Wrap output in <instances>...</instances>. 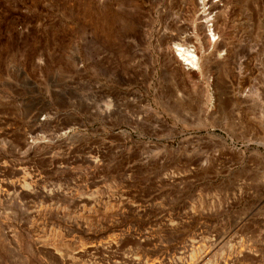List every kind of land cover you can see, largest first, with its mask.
<instances>
[{"label":"rangeland","instance_id":"374dc122","mask_svg":"<svg viewBox=\"0 0 264 264\" xmlns=\"http://www.w3.org/2000/svg\"><path fill=\"white\" fill-rule=\"evenodd\" d=\"M229 1L205 105L187 0H0V264H264V0Z\"/></svg>","mask_w":264,"mask_h":264},{"label":"bare ground","instance_id":"6f19581e","mask_svg":"<svg viewBox=\"0 0 264 264\" xmlns=\"http://www.w3.org/2000/svg\"><path fill=\"white\" fill-rule=\"evenodd\" d=\"M231 2L187 0L184 18L179 23L174 20L172 30L163 29L160 33L159 37L164 45L163 56L175 65L181 75L190 104H195L198 98L204 96L205 100L202 102L206 105V87L202 86L201 81L209 60L217 61L221 57L218 54L216 58H212L221 47L218 39L227 34L226 30L232 21ZM145 162L147 163L146 160Z\"/></svg>","mask_w":264,"mask_h":264}]
</instances>
